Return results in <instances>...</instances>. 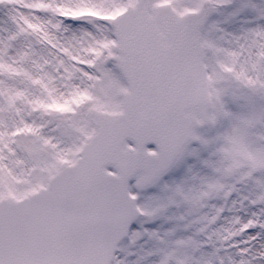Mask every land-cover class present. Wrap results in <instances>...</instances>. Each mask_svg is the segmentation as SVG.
<instances>
[{
    "label": "snow or ice",
    "instance_id": "1",
    "mask_svg": "<svg viewBox=\"0 0 264 264\" xmlns=\"http://www.w3.org/2000/svg\"><path fill=\"white\" fill-rule=\"evenodd\" d=\"M0 264H264V0H0Z\"/></svg>",
    "mask_w": 264,
    "mask_h": 264
}]
</instances>
